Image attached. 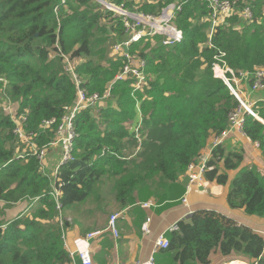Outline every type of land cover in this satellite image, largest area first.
I'll list each match as a JSON object with an SVG mask.
<instances>
[{
    "label": "trees",
    "instance_id": "trees-1",
    "mask_svg": "<svg viewBox=\"0 0 264 264\" xmlns=\"http://www.w3.org/2000/svg\"><path fill=\"white\" fill-rule=\"evenodd\" d=\"M104 1L154 14L168 3L178 1L181 6L173 22L184 31L182 42L151 46L142 39L131 45L132 52L147 60L149 74L151 69L157 76L142 91H134L131 80L116 78L123 62L113 47L131 33L123 17L104 2L0 0V199L7 205L36 199L26 214L11 220L0 217V264H69L65 232L70 223L64 209H75L70 212L77 221L80 205L102 199L94 187L106 175L120 207L151 199L166 202L164 206L177 202L185 191L181 176L188 165L202 156L211 137L229 127L230 113L240 106L213 72L214 56L219 49L225 51L236 72L254 74L264 68V0L241 1L240 8L211 36L204 0ZM245 5L252 7L253 20L242 17ZM66 57L89 94L104 97L110 90L112 97L97 113V106L76 113L74 159L60 164L53 178L43 171L36 154L17 156L22 142L4 102L17 107V119L25 115V128L34 133L38 148L56 141L60 123L78 98ZM253 109L258 118L247 113L244 131L259 143L264 155V122L260 120H264V102ZM54 118L46 126L45 121ZM243 161V148L217 145L208 159L206 178L226 184L228 170H238L231 182L229 205L264 220V171ZM55 188L62 192L61 210L52 196ZM178 226L167 232L170 245L160 251L156 264H211L216 251L227 262L264 264L260 229L208 209L196 210Z\"/></svg>",
    "mask_w": 264,
    "mask_h": 264
},
{
    "label": "built area",
    "instance_id": "built-area-1",
    "mask_svg": "<svg viewBox=\"0 0 264 264\" xmlns=\"http://www.w3.org/2000/svg\"><path fill=\"white\" fill-rule=\"evenodd\" d=\"M207 3L209 8V15L206 18L211 22L210 28L213 30L225 22L226 18L232 16L239 7V3L242 0H204ZM244 2V1H243ZM108 7L114 10L117 14L123 17L125 21V26L127 30L131 33L129 38L124 41H120L114 44L113 52L117 58L121 57L124 62V66L121 72L116 76L119 80H131L134 91L144 90V88L149 84V74L146 72L147 62L144 58L139 57L136 54H132L131 45L134 42L139 41L142 37L147 35H165L167 39L165 40L166 44L170 43H180L184 39V32L181 28L174 24V17L177 10L181 9L180 5L171 3L166 7H163L158 14L144 13L142 11H134L125 8L123 5L119 6L114 3L106 2ZM245 19H250L253 16L252 8L250 5H245L244 8H241L240 12ZM211 33V34H212ZM67 62L69 64V69L73 73L76 84L78 86V98L75 102L74 108L71 112L65 116L62 122L59 125L57 139L49 145H45L43 148H38L36 143L33 141V132H28L25 128V115L21 118H16V111L14 110V105L12 102L5 101L4 109L7 113L13 116L16 121V128L14 129L15 134L19 137L22 143L30 144L31 152L20 153L19 156L25 157L30 154H36L38 159L43 161L46 158V154L49 146L61 145L62 149V163L73 160V150H74V126L73 118L78 111L85 108H90L94 106L103 96L99 93L89 94V92L81 86V79L74 70L73 62L68 58ZM215 74L219 76L225 84L230 88L232 93L240 101V106L237 110L230 113L229 116V127L224 130L221 134L216 135L212 143L213 148L217 145L223 143L227 135L235 130H239L243 133L244 125L246 122L247 113L256 117V112L253 109L254 103L246 99V95L242 92L239 86L240 81H246L250 84L252 90H259L264 88V68H257L254 74L250 72H240L236 74L231 68L226 67L225 65L216 64L213 68ZM252 79V80H251ZM0 80L2 78L0 77ZM107 95H110V90H108ZM245 99V100H244ZM253 109V110H252ZM248 111V112H247ZM55 122V118L45 121L46 126H50ZM246 134V133H245ZM212 154V152H211ZM211 156V155H210ZM210 156L202 155L197 161L192 162L188 165L185 176L186 184L185 191L183 195L178 199L184 203L188 202V195L191 192L192 188L196 186L201 189H208V182L206 181V171L210 168L208 165V159ZM61 163V164H62ZM60 166V165H59ZM57 168V171L59 169ZM57 174V172H56ZM62 192L55 188L52 192V196L56 199L58 208L61 210L60 197ZM150 202L147 201L144 205L149 206ZM118 214H112L109 220V230H111L114 235L118 236L119 231L116 225V220ZM61 225L63 221H60ZM178 224H174L171 227V230L178 229ZM101 230H96L89 232L87 234L86 242L75 252H69L71 257V262L69 264H77L74 260L76 254H78L81 264H94L90 238L100 234ZM170 245L169 238L165 233L160 234L156 241V248H167ZM121 264H156L155 255L152 254L146 260H136L124 262ZM253 264H258L254 262Z\"/></svg>",
    "mask_w": 264,
    "mask_h": 264
},
{
    "label": "crops",
    "instance_id": "crops-1",
    "mask_svg": "<svg viewBox=\"0 0 264 264\" xmlns=\"http://www.w3.org/2000/svg\"><path fill=\"white\" fill-rule=\"evenodd\" d=\"M241 91L244 92L243 90ZM252 92H258L260 96L258 99L251 101L255 103L254 106L258 102H264V88L255 91L250 89L248 94ZM14 109H17L15 105ZM260 120L264 122L263 118H260ZM213 139L214 137H211L202 155H211ZM222 144L228 150H242L243 148V164L249 166L254 165L260 171H264V155L259 148V143L254 142L245 133L239 130L232 131L227 135ZM60 153H62L61 145H56L52 146V149L46 155L45 167L54 175L60 165L54 161V156ZM237 171L228 170V182L222 185L216 181H209L206 178L208 189L205 190L194 186L188 195L187 203L178 200L171 205L164 206L163 204L166 202L158 203L156 200L151 199L149 206L144 205L147 203L144 202L137 206L118 207L112 213L119 215L116 220L119 231L118 236L114 235L108 228L111 216L106 215V217H103L100 215L101 213H97L100 212V202H93L94 204L89 202L80 205L77 210L78 213H76L78 215L77 221H74V215L70 212L75 209L65 208L64 213L70 223L65 232L67 250L69 252L77 251L86 242L89 232L101 230L102 232L100 234L89 239L94 264H121L129 261L146 260L152 254L157 259L160 251L163 250V248H156L158 236L162 233H165L167 236V232L171 230L174 224H178L181 219L188 217L200 209L215 210L234 219L239 224L260 229L264 234V220L248 216L244 209H232L229 205L228 194L231 182ZM181 181L186 182L185 174L181 176ZM35 200L23 199L7 205L8 203L5 200L0 199V217L11 220L17 216L26 214L36 204ZM112 201L114 200L112 199ZM101 208L103 211L104 206L102 204ZM89 212H92L91 216ZM218 253L221 254L220 251H216V257H218ZM221 255L217 262H221L220 264H229L230 262H227V258L223 254ZM74 260L77 264H81L78 254H76ZM242 262L244 263L245 261Z\"/></svg>",
    "mask_w": 264,
    "mask_h": 264
},
{
    "label": "rangeland",
    "instance_id": "rangeland-1",
    "mask_svg": "<svg viewBox=\"0 0 264 264\" xmlns=\"http://www.w3.org/2000/svg\"><path fill=\"white\" fill-rule=\"evenodd\" d=\"M101 1V0H100ZM243 1V0H242ZM102 2V1H101ZM105 2H107V1H105ZM172 3H175V4H177V5H179V2L178 1H176V2H172ZM107 6H108V4L107 3H105ZM169 4H171V3H168L167 5H169ZM167 5H165L164 7H166ZM252 8V7H251ZM162 10V9H161ZM252 12H253V10H252ZM152 14H154V13H152ZM158 14V13H157ZM254 13H253V16H252V18H250V19H254ZM230 17V16H229ZM229 17H227L226 18V20H225V22H227V20H228V18ZM242 17L244 18V16L242 15ZM252 20H250V21H252ZM224 22V23H225ZM223 24V23H222ZM221 24V25H222ZM220 26V25H219ZM237 28H241L239 25L237 26ZM182 29V28H181ZM183 30V29H182ZM208 31V35L209 36H211V33H212V29L211 28H208L207 29ZM184 32V31H183ZM215 32V31H214ZM213 32V33H214ZM185 35V34H184ZM142 39H145V42H150V44H151V46H161V45H163V46H169V47H172L173 45H176V44H174V43H170V44H166L165 43V40L167 39V37L165 36V35H155V36H152L151 34L150 35H147V36H145V37H142L140 40H142ZM139 40V41H140ZM139 41H137V42H139ZM208 44H209V46H212L211 45V37L209 38V41H208ZM132 52V51H131ZM132 54H136V55H138V53H136V52H132ZM139 56V55H138ZM225 56H226V52L225 51H222V50H220L219 49V52H218V54H216L215 56H214V58H215V61L213 62V66H212V69L215 67V65L216 64H219V65H225L226 67H229V68H231L236 74H238V73H240V72H247V71H240V72H236L231 66H229V64H228V61L226 60V58H225ZM118 59H122L121 57H119ZM145 59V58H144ZM146 60V59H145ZM122 62H123V60H122ZM146 62H147V60H146ZM123 66H124V62H123ZM123 66H122V68H123ZM147 66H148V63H147ZM122 70V69H121ZM150 74H149V72L147 71V67H146V72L149 74V80H152V79H155L157 76L155 75V72H153L151 69H150ZM121 72V71H120ZM119 72V73H120ZM213 72H214V70H213ZM118 73V74H119ZM215 73V72H214ZM150 86V83L146 86V88L147 87H149ZM239 86H240V89H242L244 92H245V94L247 95V98L246 99H248V100H250V101H252L253 99H258L260 96H259V93L258 92H252V93H250V94H248L249 93V91H250V89H251V87H250V85H249V83L248 82H246V81H240V83H239ZM145 88V89H146ZM110 95H106V96H104V97H102L94 106H97V109H94V112L95 113H97V110H99V108H101V107H104V106H106V104L108 103V104H110V102H111V97L112 96H110ZM3 99H6L5 97H3ZM109 99V100H108ZM245 100V99H244ZM4 101V100H3ZM255 104V103H254ZM257 105H262V102H258L257 104H256V106ZM94 106H92V107H94ZM15 110V109H14ZM248 112V111H247ZM249 113V112H248ZM21 147L23 148V149H21V148H19L18 147V150L17 151H19V152H17L18 154H20V153H24L23 155H25V153L28 151V148H29V146L27 145V144H25V143H21ZM32 149V148H31ZM17 156H19V155H17ZM61 157H62V153H60V154H56L55 156H54V161L55 162H58V164H61L62 163V159H61ZM42 163H43V166H42V169H43V171L45 170V173L46 174H49V175H51L53 178H54V174L52 173V172H50V170L48 169V168H46L45 167V164H46V158H44L43 159V161H42ZM49 164H51V162H49ZM53 170H54V168H53ZM109 177L106 175V177H103V179L101 180V182H98L96 185H95V190H97V191H99V193H100V195L102 196V199L100 200V212H97V213H101L100 215L101 216H103V217H106V215H109V216H111L112 215V213L118 208V207H120L121 205L119 204V202L117 201V198H116V189L115 188H113V185H112V183L110 182V180L108 179ZM219 184H224V183H219ZM193 189V188H192ZM112 199L114 200V201H112ZM155 200V199H154ZM90 203H92V204H94L93 203V201H89ZM88 202V203H89ZM101 204H102V206H104V209H103V211H102V208H101ZM91 214H92V212H89V215L91 216ZM219 255H218V257H216V255H215V252L212 254V263L211 264H220L221 262H217V260L222 256L220 253H218Z\"/></svg>",
    "mask_w": 264,
    "mask_h": 264
},
{
    "label": "bare ground",
    "instance_id": "bare-ground-1",
    "mask_svg": "<svg viewBox=\"0 0 264 264\" xmlns=\"http://www.w3.org/2000/svg\"><path fill=\"white\" fill-rule=\"evenodd\" d=\"M175 77V76H174ZM253 110V109H252ZM256 117H257V115H256ZM258 118V117H257ZM229 264H248V263H246V262H242V261H240V260H235V261H233V262H230Z\"/></svg>",
    "mask_w": 264,
    "mask_h": 264
},
{
    "label": "water",
    "instance_id": "water-1",
    "mask_svg": "<svg viewBox=\"0 0 264 264\" xmlns=\"http://www.w3.org/2000/svg\"><path fill=\"white\" fill-rule=\"evenodd\" d=\"M102 2L106 3L105 1L101 0Z\"/></svg>",
    "mask_w": 264,
    "mask_h": 264
},
{
    "label": "clouds",
    "instance_id": "clouds-1",
    "mask_svg": "<svg viewBox=\"0 0 264 264\" xmlns=\"http://www.w3.org/2000/svg\"><path fill=\"white\" fill-rule=\"evenodd\" d=\"M104 1V0H103Z\"/></svg>",
    "mask_w": 264,
    "mask_h": 264
}]
</instances>
